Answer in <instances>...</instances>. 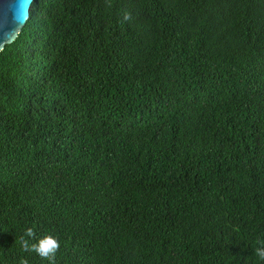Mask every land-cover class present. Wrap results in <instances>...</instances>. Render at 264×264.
Returning a JSON list of instances; mask_svg holds the SVG:
<instances>
[{"label": "trees", "instance_id": "obj_1", "mask_svg": "<svg viewBox=\"0 0 264 264\" xmlns=\"http://www.w3.org/2000/svg\"><path fill=\"white\" fill-rule=\"evenodd\" d=\"M30 11L0 53V264H49L27 228L55 264H264V0Z\"/></svg>", "mask_w": 264, "mask_h": 264}, {"label": "water", "instance_id": "obj_2", "mask_svg": "<svg viewBox=\"0 0 264 264\" xmlns=\"http://www.w3.org/2000/svg\"><path fill=\"white\" fill-rule=\"evenodd\" d=\"M35 0H0V53L18 38L31 18ZM25 4L24 10L20 5Z\"/></svg>", "mask_w": 264, "mask_h": 264}, {"label": "clouds", "instance_id": "obj_3", "mask_svg": "<svg viewBox=\"0 0 264 264\" xmlns=\"http://www.w3.org/2000/svg\"><path fill=\"white\" fill-rule=\"evenodd\" d=\"M130 18V14H125V20H129ZM24 237L34 238V230L32 228H27ZM24 237H21V244L25 251L35 252L42 259L49 261V264H55V257L60 249V244L56 238L52 235H46L39 239L37 243L29 244V240ZM260 243L264 245V242ZM255 254L260 260L264 261V246L258 247ZM19 264H29V261L25 258H21Z\"/></svg>", "mask_w": 264, "mask_h": 264}, {"label": "snow or ice", "instance_id": "obj_4", "mask_svg": "<svg viewBox=\"0 0 264 264\" xmlns=\"http://www.w3.org/2000/svg\"><path fill=\"white\" fill-rule=\"evenodd\" d=\"M20 7H21V10H24L28 6H26L25 4H21Z\"/></svg>", "mask_w": 264, "mask_h": 264}]
</instances>
